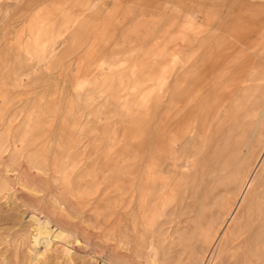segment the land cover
<instances>
[{"label": "rangeland", "instance_id": "rangeland-1", "mask_svg": "<svg viewBox=\"0 0 264 264\" xmlns=\"http://www.w3.org/2000/svg\"><path fill=\"white\" fill-rule=\"evenodd\" d=\"M198 1L0 0V264H264V172L204 236L264 140V0Z\"/></svg>", "mask_w": 264, "mask_h": 264}, {"label": "bare ground", "instance_id": "bare-ground-1", "mask_svg": "<svg viewBox=\"0 0 264 264\" xmlns=\"http://www.w3.org/2000/svg\"><path fill=\"white\" fill-rule=\"evenodd\" d=\"M187 121L188 119H186V122ZM189 128L190 124L188 123L184 127L185 132L189 131ZM263 172L264 140L259 145V150L255 154L250 167L244 172L242 180L234 193L233 203L228 209L226 217L222 220L221 225L213 234L204 231L209 250L212 248L215 253L219 254V256H222L223 254L227 256V254L232 253L231 249L234 248L235 239L238 237V232H240V220H243L246 223L249 209L255 204L260 203L262 190L259 187L258 177H260V174ZM230 218L234 220V222L232 221L233 225H230L227 228V223ZM233 229H237L238 231L237 235L234 237ZM230 234L232 236L228 239L227 237ZM205 255H207V253Z\"/></svg>", "mask_w": 264, "mask_h": 264}, {"label": "crops", "instance_id": "crops-1", "mask_svg": "<svg viewBox=\"0 0 264 264\" xmlns=\"http://www.w3.org/2000/svg\"><path fill=\"white\" fill-rule=\"evenodd\" d=\"M242 2H243V4H247V5H259V6L263 5V4H260V3H257V2H251V1H248V0H242ZM228 4H230L229 0H199L198 3H197V13H200L202 6L210 5L212 7H217V10H218L219 6L228 5ZM214 10H216V9H214ZM199 25H200V22H199L198 26ZM188 37L191 38L192 36H188ZM184 47H186V44L184 45Z\"/></svg>", "mask_w": 264, "mask_h": 264}]
</instances>
